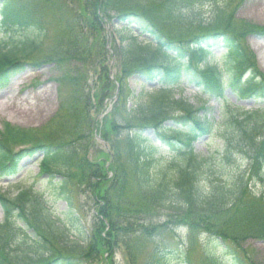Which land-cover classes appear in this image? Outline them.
Segmentation results:
<instances>
[{
	"label": "trees",
	"instance_id": "16d2710c",
	"mask_svg": "<svg viewBox=\"0 0 264 264\" xmlns=\"http://www.w3.org/2000/svg\"><path fill=\"white\" fill-rule=\"evenodd\" d=\"M24 1L0 0V32L20 34L9 42H0V90L21 72L47 37L42 22ZM190 1L198 6L203 0H81L75 14L68 10L67 17L61 15V27L47 63L51 61L64 69L74 67L68 71L70 78L66 81L72 92L68 119L75 135L61 144L40 146L43 157L38 163L40 175L57 179L52 184L54 192L66 201L70 211L65 214L66 222H59L33 185L13 198L0 191V206L5 211L0 222V257L8 254V246L18 255L12 256V264H87L89 259L107 264L108 259L103 257L115 243L127 251V264H136V243L149 240L151 248L145 264H191L184 246L171 241L174 228L179 226L197 238L206 264H247L241 242L247 238L264 239V193L257 195L250 187L255 183L264 185V109L246 111L222 102L227 88L235 92L238 100L264 99V77L240 62L241 50L227 28L208 29L186 40L163 33L157 14L183 10L192 6ZM105 19H116L124 25L116 30L119 46L113 51L120 94L112 102L111 113L99 121L95 116L103 115L115 88L108 81L110 69L103 48L101 23ZM131 26L139 34L135 35ZM217 47L225 50L220 55L222 68L212 53ZM98 70L99 78L90 86L87 77ZM132 77L143 78L156 87L151 93L145 91L133 97L132 106L127 107L125 88ZM103 79L104 87L99 88ZM184 82L206 96L201 109L173 97V90ZM210 99H216L226 109L220 117L224 126L223 132L219 131L221 152L205 157L194 152V143L214 134L218 126L212 117L200 115L210 111L205 106ZM91 112L97 115L93 118ZM60 121L65 123V118ZM121 130L127 132L123 141L111 138L112 132L118 134ZM147 131L153 133L154 140L145 136ZM95 134L111 147L91 163L80 158V153L88 150V143L77 150V141L85 136L92 145ZM238 140L245 142L243 155L248 166L242 173L237 170L236 179L228 176V181L221 180L209 164L219 161L222 168H232V149ZM38 147L30 146L15 154L0 141V176L17 175L19 158L31 156ZM73 169L80 173L76 178L78 186L91 188L87 197L93 202L96 221L90 230L72 200L76 192ZM239 209L255 211V220H249L257 225L255 230H249V222L232 224L229 216ZM156 212H164L167 220L155 224ZM33 218L57 243L73 246L80 250L79 254L51 253L46 239L33 229ZM8 230L12 243H7L4 235ZM145 247L146 243L143 250Z\"/></svg>",
	"mask_w": 264,
	"mask_h": 264
},
{
	"label": "rangeland",
	"instance_id": "374dc122",
	"mask_svg": "<svg viewBox=\"0 0 264 264\" xmlns=\"http://www.w3.org/2000/svg\"><path fill=\"white\" fill-rule=\"evenodd\" d=\"M61 1V2H60ZM81 0H25L24 4L28 6V9L32 12V15L42 22L43 27L46 29V39L42 45L31 55L30 61L26 64L20 73L5 87L0 90V141L8 145L13 153H18L28 149L30 146L38 147V150L31 156H22L19 158V173L13 177L0 176V191L6 194L8 197L13 198L22 189H26L33 185L34 191L38 192L45 205L51 212V216L57 219L59 222H66V213L70 211L68 204L65 200L57 198L53 183L57 179L50 180L46 174H39L38 162L43 157V148L40 146H48L64 143L71 138L73 133V125L69 122L68 111L72 106L71 91L66 81V78H70L69 72L74 67L72 65L69 68L62 66H54L47 57L53 50V44L61 27L60 17L66 16L67 11L78 9ZM124 1V0H123ZM154 2L155 0H146ZM160 2V0H156ZM198 1V0H197ZM196 1V2H197ZM72 5H71V3ZM189 2V1H188ZM82 3V2H81ZM192 6H185V9L168 12L164 11L158 13V20L161 22L163 33L169 38H177L181 36V39L186 40L200 32H204L208 29L222 30L228 29V32L233 36L241 50V61L248 66L250 71L264 77V0H203L202 4L196 5L195 2ZM153 8V7H152ZM100 14V13H99ZM101 16V15H100ZM99 24V23H98ZM102 28L104 37V46L106 64L109 66L110 75L108 81L114 83L113 91L111 93V99H109L105 106V111L101 116H95V120L101 121L103 116H107L111 113L115 99H119V83L115 76L116 60L113 56V51L119 46V40L116 30L123 28L124 25L119 23L116 19L107 22L103 20ZM99 28V25H98ZM135 35L139 34L138 30L131 26ZM22 33V32H21ZM228 34V33H227ZM20 34L19 32L5 31V34L0 32V42H9L11 38H16ZM143 38H148V35H142ZM126 44V43H124ZM123 44V45H124ZM225 52L224 49L213 48L212 53L216 57L215 63L219 68H222L220 55ZM71 72V71H70ZM99 70L97 73L91 72L87 77V83L90 86L94 81L99 78ZM98 77V78H97ZM102 78V77H101ZM99 88L104 87V79L100 80L98 84ZM156 87L155 83L147 82L140 77H132L128 80L125 88V100L127 107L132 106V98L138 96L141 92L151 93L153 88ZM173 97L175 99L182 98L186 100L195 109H201L204 106L203 99H206L202 92L191 84L185 82L180 85L179 88L173 90ZM228 104L230 108L238 107L243 110H252L254 108H264L263 100H256L249 97L246 99L238 100L235 92L227 89L225 91V100L222 102ZM210 108L209 112H201L200 115L206 114L208 118H213L218 124L214 127V134L210 138L202 139L194 144V152L200 156L207 157L208 155H216L217 151L221 152L222 142L220 133L224 130L222 123V117L225 113L223 109H226L217 102L216 99H210L208 104H205ZM90 115H97L95 112H91ZM60 118H65V123H61ZM169 126V124H165ZM108 129V128H107ZM104 127H101L100 131H103ZM222 131V132H219ZM226 132V131H225ZM218 133V134H217ZM107 135V134H106ZM111 138L123 141L127 132L123 130L120 133H111ZM118 136V137H117ZM145 136L151 137L154 140L153 133L147 131ZM95 141L89 143V138L83 136L77 141V150L80 147H88L84 153H80V158L88 159L93 163L100 156V152L107 151L111 144L104 143L98 134H95ZM70 141V140H69ZM232 141V140H231ZM95 142V143H94ZM238 142V143H237ZM234 142L232 149V162L234 165L232 168H222V164L219 161H213L209 165L214 170L209 173H214L215 176L221 180H227L228 176L233 178L238 177V171L244 172L248 166V161L244 159V151L246 148L244 141ZM111 149V148H110ZM217 158V157H215ZM213 158V159H215ZM100 158L99 160H102ZM105 160V159H103ZM109 163V162H108ZM176 165V163H174ZM231 169V170H228ZM74 173V186L75 197L74 201L75 209H77L80 219L87 229H91L96 221L94 215H96L93 207V202L87 196L90 195L91 188L84 189V186H78L79 171L73 169ZM264 175V174H263ZM111 176V174H110ZM93 184V182H91ZM53 187V188H52ZM251 189L255 194L264 193V185L259 183L250 184ZM84 191V192H83ZM35 210V209H34ZM33 210V212H34ZM255 211L245 212L243 209H239L238 213L235 211L229 217H232V224H239L241 222L253 221V213ZM12 210L10 214H12ZM5 211L0 206V222H2ZM166 214L164 212H156L153 222L156 224L164 223L166 221ZM250 220V221H249ZM35 221L32 224L33 229L38 231L40 236L46 239L49 251L56 255H77L80 250L73 246H64L57 243L46 229ZM19 225H22L18 221ZM264 224V223H263ZM261 224V225H263ZM257 225L250 223L249 230H255ZM259 226V225H258ZM32 229V230H33ZM30 230L29 233L32 232ZM5 238L8 239L7 243H12L10 230L4 233ZM174 244L181 243L187 251L188 258L191 264H206L203 255L199 248V241L197 238L192 237L190 232L185 231L183 228L177 226L173 231ZM73 237V236H72ZM16 238V237H15ZM74 238V237H73ZM181 239V240H179ZM142 240V239H140ZM196 240V241H195ZM146 243L145 250L143 245ZM137 247L134 248V252L138 262L136 264H145V257L148 255L151 242L149 240H142L140 243H136ZM6 254L0 257V261L6 264H12L17 254L5 246ZM4 248V250H5ZM241 253L244 255L247 264H264V239L250 238L241 242ZM48 251V252H49ZM49 252V254H50ZM11 254V255H10ZM127 251L122 244L116 245L113 243L110 247V251L104 255V259L107 264H127ZM18 256V255H17ZM18 260V259H17ZM87 264H99L94 259H89Z\"/></svg>",
	"mask_w": 264,
	"mask_h": 264
}]
</instances>
